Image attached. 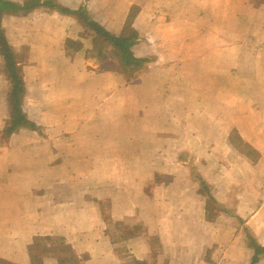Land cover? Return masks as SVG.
<instances>
[{"label":"crops","instance_id":"1","mask_svg":"<svg viewBox=\"0 0 264 264\" xmlns=\"http://www.w3.org/2000/svg\"><path fill=\"white\" fill-rule=\"evenodd\" d=\"M56 2L85 5L113 35L138 7L131 52L147 61L125 78L100 69L75 17L3 15L36 128L0 138V264H252L247 234L264 248V204L246 200L262 191L237 204L225 191L230 175L264 162V2ZM4 69L0 55V133L11 114ZM234 131L257 160L231 143Z\"/></svg>","mask_w":264,"mask_h":264},{"label":"trees","instance_id":"2","mask_svg":"<svg viewBox=\"0 0 264 264\" xmlns=\"http://www.w3.org/2000/svg\"><path fill=\"white\" fill-rule=\"evenodd\" d=\"M41 7H45L51 10H57L63 14L75 17L86 30L92 32L95 36V48L99 47L96 48L98 54L95 56L100 58L101 60L103 59L100 54L101 50L103 47L108 46L114 51V53L117 54L121 62V67L124 70L136 71L140 69L147 61L134 57L133 53L131 52V47L138 39L136 31L131 26L132 20L139 12V8L136 6H133L131 8L123 32L120 35H113L107 32L101 25H99L91 18L85 5H82L76 10H71L58 4L56 0H26L22 4H17L8 0H0V55L4 61L5 73L7 74L8 79L11 83V91L9 94V108L11 114L5 129L2 131V133H0L2 139H8L14 132H16L20 128H28L32 130L36 127L26 118L21 107V96L24 92L23 81L20 75V70L17 66V57L6 40L3 29L1 27V20L5 13H29ZM66 45L70 48L75 49L81 48L82 46L81 43L70 40L67 41ZM230 140L233 145L238 147L237 149L239 151L242 149V145H244V147L249 149V155H255V159H258V154L245 142H243L236 131L232 132ZM239 145H241V147ZM203 188L205 190L207 188L204 183ZM207 207L209 215L215 218L217 216V210L219 209V206L211 195H208ZM247 236L249 244L255 250V256L252 260V264H255L259 261V256L264 254V248L258 245L250 234H247ZM134 264L141 263L135 262Z\"/></svg>","mask_w":264,"mask_h":264},{"label":"rangeland","instance_id":"3","mask_svg":"<svg viewBox=\"0 0 264 264\" xmlns=\"http://www.w3.org/2000/svg\"><path fill=\"white\" fill-rule=\"evenodd\" d=\"M250 1L252 5L254 4L256 7H260V5H262L264 2V0H250ZM98 8L99 10L101 8L104 9L105 6L98 4ZM83 39L87 40L88 44L91 46V48H93L92 49V51L94 52L93 54L97 55L98 53H97L96 48H99V47L95 48V45H94L95 36L90 31L87 30L83 34ZM100 54H101V57H103V59L100 61L102 65V68L100 69H103V68L116 69L118 74L124 76L125 78H129L130 73L128 72V70H124L121 67V62L119 60V57L117 56L116 53H114V51L110 47L108 46L103 47ZM234 103L235 102L231 101V105ZM197 108L205 109V101H198ZM0 138H1V134H0ZM242 158H245L246 162L249 161L247 156L241 157L239 155H233L232 160L237 162L238 160H242ZM246 170L247 172L244 175V177L233 178V175L229 176L228 178L229 184L226 186L228 190L225 191V195L228 198H230L229 200L231 202L234 201L237 204L235 197L238 199L237 195H240V196L250 195L251 189H253L254 187L255 190H258V192L262 191V193L258 197L252 199L254 200V202H250L249 199L246 200V204L252 206V208L254 209L256 205L264 204V162L259 167H256V168H252V167L250 168L247 165ZM229 208H231V206H229Z\"/></svg>","mask_w":264,"mask_h":264}]
</instances>
